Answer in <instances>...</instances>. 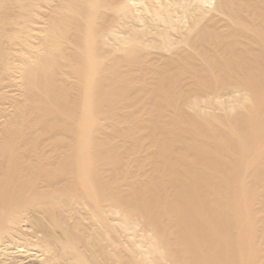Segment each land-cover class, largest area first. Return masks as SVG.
<instances>
[{"label":"bare ground","instance_id":"6f19581e","mask_svg":"<svg viewBox=\"0 0 264 264\" xmlns=\"http://www.w3.org/2000/svg\"><path fill=\"white\" fill-rule=\"evenodd\" d=\"M0 0V264H264V0Z\"/></svg>","mask_w":264,"mask_h":264},{"label":"rangeland","instance_id":"374dc122","mask_svg":"<svg viewBox=\"0 0 264 264\" xmlns=\"http://www.w3.org/2000/svg\"><path fill=\"white\" fill-rule=\"evenodd\" d=\"M210 4H211V5H212V4H214V0H213V2H212V3L210 2ZM212 6H213V5H212Z\"/></svg>","mask_w":264,"mask_h":264}]
</instances>
